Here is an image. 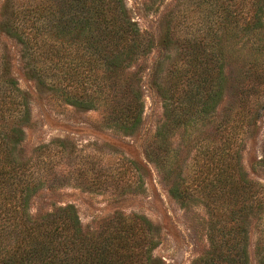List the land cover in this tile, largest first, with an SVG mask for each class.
Masks as SVG:
<instances>
[{
	"label": "rangeland",
	"instance_id": "rangeland-1",
	"mask_svg": "<svg viewBox=\"0 0 264 264\" xmlns=\"http://www.w3.org/2000/svg\"><path fill=\"white\" fill-rule=\"evenodd\" d=\"M196 2L125 0L141 33L155 43L119 75L120 85L138 81L143 112L133 131L122 130L125 118H106L112 107L121 109L119 96L115 104L77 108L29 79L20 46L0 32V61L26 95L29 112L17 155L30 160L41 183L29 214L71 205L87 233L107 232L115 214L140 215L158 230L150 264H193L210 253L211 226L219 228L233 213L244 220L248 263L264 264V6L260 32L244 35L222 26L217 33L213 27L216 39L209 29L215 17ZM170 17L174 31L165 37ZM204 35L212 49L204 52L211 58L205 69L195 61L200 54L193 43ZM156 62L160 93L173 102L170 115L152 85ZM197 67L212 81L209 90L221 91L204 113L198 112L203 91L189 81ZM207 161L223 173L211 181L212 198L198 182ZM237 166L244 184L231 172ZM172 185L188 189L185 204L169 193ZM214 233L222 255L235 237Z\"/></svg>",
	"mask_w": 264,
	"mask_h": 264
},
{
	"label": "trees",
	"instance_id": "trees-1",
	"mask_svg": "<svg viewBox=\"0 0 264 264\" xmlns=\"http://www.w3.org/2000/svg\"><path fill=\"white\" fill-rule=\"evenodd\" d=\"M195 6L206 7L215 17L209 20L211 32L213 27L218 33L225 26L249 35L260 32L263 26L264 0H197ZM173 28L170 17L165 23V37ZM0 32L20 46L26 75L39 86L57 93L65 103L84 109L115 104L119 96L121 109L112 107L106 118H125L123 131H133L140 125L143 103L138 81L120 85L119 75L152 51L155 43L152 36L141 33L125 0H3ZM213 37L218 38L215 33ZM208 38L204 35L192 41L200 54L195 61L204 69L206 61L211 60L204 53L212 50L206 48ZM156 64L150 75L152 85L170 115L173 102L160 93L161 62ZM190 72V85L196 82V88L204 92L198 91L202 94L198 112L204 113L213 108L214 96H221V91L209 90L212 81L198 67ZM28 113L26 95L10 76L8 64L0 61V264H150L158 230L143 216L115 214L108 221L107 232L87 233L71 205L35 217L29 214L30 199L41 183L30 171V160L20 159L16 150L23 140ZM214 169L207 161L198 180L211 198L215 196L211 181L220 175ZM232 170L244 184V172L238 166ZM169 193L182 204L190 194L186 187L173 185ZM256 205H260L258 200ZM243 221L232 213L219 228L212 225L208 234L210 253L193 264H249ZM214 232L221 238L232 233L235 237L222 255V240L216 239Z\"/></svg>",
	"mask_w": 264,
	"mask_h": 264
}]
</instances>
